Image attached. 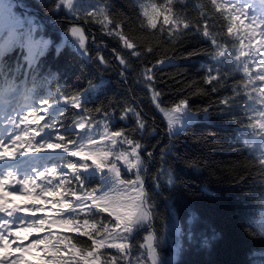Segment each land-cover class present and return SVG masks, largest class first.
I'll list each match as a JSON object with an SVG mask.
<instances>
[{
    "label": "snow or ice",
    "instance_id": "obj_1",
    "mask_svg": "<svg viewBox=\"0 0 264 264\" xmlns=\"http://www.w3.org/2000/svg\"><path fill=\"white\" fill-rule=\"evenodd\" d=\"M139 8L138 27L161 42L167 34L166 42L173 46L169 50L191 29L192 35L199 33L208 41V47L184 57L204 54L224 61L221 67L211 65L201 78L205 88L197 89L193 81L187 85L193 88L187 96L163 103L154 70L177 57L165 54L150 66L141 62V79L166 120L170 141L173 129L185 122L207 118L210 113L222 116L240 130L237 143L253 150L251 166L264 188V15L250 14L252 5L245 0H208L197 7L195 16L189 15L181 0H145ZM50 10L65 13L68 19L63 44L101 65L110 66L102 51L107 43L97 42L86 30L88 24L100 25V32L117 40L132 57L153 52L152 46L138 43L126 31L127 21L117 19L106 2L102 8L82 9L78 0H52ZM42 28L26 0H0V104H11L17 97L27 102L38 86L48 85L58 75L47 58L54 46L59 57L63 44H54ZM112 52L121 65H128L124 52ZM95 87L89 81L82 90L65 88L55 97L41 96L22 112L14 108L0 117L4 128L0 133V264H170L166 243L172 249L171 259L178 261L186 250L182 238L186 235L193 242V232L183 228L171 204V225H155V196L163 176L167 185H173L172 169L161 155L157 169L149 172L152 152L146 153L149 159L145 160L141 155L145 145L137 139L147 123L140 110L127 102L123 107L113 102L115 106L110 104L107 110L103 105L88 108L84 98ZM222 91L227 94L219 95ZM200 95H217V99L207 106L191 107L189 98ZM57 103L79 114L68 116L67 110L54 114L51 110ZM116 111L120 120L131 114L136 125L113 129L111 118ZM101 128L98 135L93 134ZM197 139L207 143L211 136ZM166 150L167 146L161 151ZM176 159L196 168L201 163L208 166L198 158L189 161L176 154ZM97 174L98 184L91 186ZM186 223L192 224L191 216ZM136 234H141L140 239L134 240ZM260 237L261 249L250 251L249 261L255 256L264 258V228ZM202 244L208 246V239Z\"/></svg>",
    "mask_w": 264,
    "mask_h": 264
},
{
    "label": "trees",
    "instance_id": "obj_2",
    "mask_svg": "<svg viewBox=\"0 0 264 264\" xmlns=\"http://www.w3.org/2000/svg\"><path fill=\"white\" fill-rule=\"evenodd\" d=\"M105 2L117 19L127 21L126 31L134 34L138 43L152 46L153 52L141 58L132 57L121 48L117 40L102 34L100 25L88 24L86 30L94 34L97 42L103 40L107 43V47H102V51L105 59L110 60V66L101 65L98 60L88 59L87 55L81 56L79 50L73 49L70 44H63L65 40L63 30L68 24V19H65V13L50 10L52 0H26L32 13L38 17V23L43 26V33L51 37L54 44H63L59 57L56 56L54 46L47 58L52 71L58 75L48 85L38 86L32 99L27 103L34 104L41 96L55 97L57 91H63L65 88L72 91L85 89L89 81L96 87L84 98L88 108L94 109L103 105L107 110L110 104L115 106L113 102H118L121 107L126 102L132 103L147 122L137 139L145 145L141 149V155L145 160L149 159L146 153L152 152L153 159L148 165L149 172L157 169L159 165L157 158L161 155L172 169L173 185H167V176H163L162 187L157 190L155 196L158 213L155 225L157 228H161L162 223L171 225L172 219L168 212L171 204L183 228L193 232L191 244L186 235L182 238L186 250L178 261L171 259L170 244L164 245L170 264H252V262L259 264L264 258L255 256L252 261L247 258L250 251L261 249L260 231L264 228V188L260 187L261 178L255 174L251 166L253 150H245L237 143L240 134L237 125L211 113L207 118L191 123L185 122L183 127L174 128L170 141L169 134L165 132L166 120L153 104L149 88L141 79V62L150 66L157 57L164 59L165 54L169 57L175 55L177 59L157 65L154 70L156 87L164 93L161 102L174 101L193 91V88L187 87L193 81L197 82V89L205 88L206 86L200 82L201 78L207 74L211 65L221 67L224 61L204 54L184 57L188 52L196 50L202 52L208 47V41L199 33L192 35L191 29L189 34L182 36L173 50H169L173 46L166 42L167 34L163 37L165 42H161L157 36L138 27L141 22L139 5L145 3V0H78V6L82 9L102 8ZM207 2L208 0H181V3H186V10L190 16H195L197 7ZM68 40L70 41L71 37H68ZM112 49L124 52L128 57L127 66L121 65L113 58ZM96 51L93 45V56ZM225 70L227 71V67ZM228 83H231V80ZM226 94L222 91L219 95ZM216 99L217 95L192 96L188 103L191 107H201ZM64 110H67L68 116L79 114L76 109L63 103L55 104L51 111L58 114ZM119 115L120 112L116 111L111 118L113 129H130L136 125L137 121L131 114L127 120L118 119ZM102 130L97 129L93 134L98 135ZM209 136L211 139L207 143L197 139ZM165 146L167 150L162 152ZM176 154L189 161L198 158L208 166L205 167L204 163H201L199 168L192 167L177 160ZM256 154L258 155V151ZM63 163L64 161H61L62 166ZM98 175L95 184L90 180L91 186L98 184ZM147 183L151 186V177ZM190 216L191 225L186 223ZM146 234L142 232V235ZM140 235H134V240L140 239ZM214 235L218 238L212 239ZM204 238L208 239V246H203Z\"/></svg>",
    "mask_w": 264,
    "mask_h": 264
},
{
    "label": "rangeland",
    "instance_id": "obj_3",
    "mask_svg": "<svg viewBox=\"0 0 264 264\" xmlns=\"http://www.w3.org/2000/svg\"><path fill=\"white\" fill-rule=\"evenodd\" d=\"M255 8H256L255 9V12H256L255 15H257V16L264 15V13H262V12H264V5H262L261 3H257V4H255ZM15 109L21 110V112H22L23 107L21 109H19V107L15 108ZM12 110L13 109L4 110L3 106H0V117L6 115L7 113L11 112ZM0 125H2V121H0ZM0 127L2 128V130H0V133H2L4 128H3V126H0ZM21 170L23 171V169H21Z\"/></svg>",
    "mask_w": 264,
    "mask_h": 264
},
{
    "label": "bare ground",
    "instance_id": "obj_4",
    "mask_svg": "<svg viewBox=\"0 0 264 264\" xmlns=\"http://www.w3.org/2000/svg\"><path fill=\"white\" fill-rule=\"evenodd\" d=\"M0 130H2V128L0 127Z\"/></svg>",
    "mask_w": 264,
    "mask_h": 264
}]
</instances>
